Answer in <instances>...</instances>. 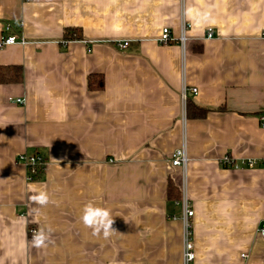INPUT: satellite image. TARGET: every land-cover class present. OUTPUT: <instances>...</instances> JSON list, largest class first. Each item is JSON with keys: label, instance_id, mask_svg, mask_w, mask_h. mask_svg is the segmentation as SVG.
<instances>
[{"label": "crops", "instance_id": "1", "mask_svg": "<svg viewBox=\"0 0 264 264\" xmlns=\"http://www.w3.org/2000/svg\"><path fill=\"white\" fill-rule=\"evenodd\" d=\"M187 8L215 23L194 27ZM183 24L185 50L159 43ZM4 36L18 42L0 67L22 80L0 83V264H184V196L192 264H264V0H0ZM184 88L204 117L187 116ZM183 146L186 170L170 163ZM33 153L47 165L29 182L18 158ZM90 201L111 210L108 239L80 219Z\"/></svg>", "mask_w": 264, "mask_h": 264}, {"label": "built area", "instance_id": "2", "mask_svg": "<svg viewBox=\"0 0 264 264\" xmlns=\"http://www.w3.org/2000/svg\"><path fill=\"white\" fill-rule=\"evenodd\" d=\"M9 28L6 29L9 32ZM207 38L212 39L213 33L212 30H208ZM188 37H187V27L185 24L181 27V32L178 37H174L172 32L168 28H164L162 30L161 37L159 39V43L163 46H169L171 44H177L181 46L183 50H185L187 45ZM17 38L15 36H4L0 40V49L5 46H12L17 43ZM24 41H22L23 43ZM128 46V43L125 42L120 44L119 47L125 49ZM193 94H197L198 90L193 89L191 90ZM188 91L186 88L183 89V98L184 102L186 103V99L188 97ZM17 104H23V100L18 99L16 101H12ZM261 126L264 129V114L260 116ZM18 162L22 164L27 171V179L29 182L35 181L37 178L43 175L46 170V161L44 156L39 153L33 154H22L18 158ZM189 159L187 156L186 148L183 146L182 148L177 149L170 158V163L174 168H181L182 170H186L188 165ZM223 166L226 167H233L235 169L248 167L254 168L255 167V160H242V162H236L231 157H225L221 160ZM182 204L183 213L181 216V221L183 223V262L184 264H192L196 259L195 253V245L193 239V218L195 216V212L192 209L190 202L186 196L180 202ZM174 219H177L176 217ZM36 230L31 229L30 234L33 236V233ZM259 235L262 239H264V223L261 224L259 228ZM242 258H246L247 255L243 254Z\"/></svg>", "mask_w": 264, "mask_h": 264}, {"label": "clouds", "instance_id": "3", "mask_svg": "<svg viewBox=\"0 0 264 264\" xmlns=\"http://www.w3.org/2000/svg\"><path fill=\"white\" fill-rule=\"evenodd\" d=\"M185 15L192 21L193 26L203 27L207 24L215 23L211 13L208 11H199L194 8H187ZM32 201L39 205H47L49 196L45 191H40L38 195L31 197ZM86 228L92 229L93 236H103L108 239L116 230L113 228L114 219L111 216V210L105 207L96 206L93 202H88L83 208V214L80 217ZM52 228L51 226L40 228L32 236V244L36 248L46 247L50 242Z\"/></svg>", "mask_w": 264, "mask_h": 264}, {"label": "trees", "instance_id": "4", "mask_svg": "<svg viewBox=\"0 0 264 264\" xmlns=\"http://www.w3.org/2000/svg\"><path fill=\"white\" fill-rule=\"evenodd\" d=\"M66 38L69 40H82V34L81 32L77 30H71L67 31L66 33ZM7 70V72H5ZM10 76V79H9ZM22 80V73L19 68L16 67H9V68H3L0 67V83H5V82H19ZM103 80H101L99 83L96 85L92 86L89 84V88H94V90H99L103 87ZM187 116H191L192 110H195L197 113V117H204L206 115V110L205 109H199L195 104H193L190 101H187ZM44 174V173H43ZM43 176V175H42ZM40 176L39 178H41ZM37 178V179H39ZM36 179V180H37ZM177 193V192H176ZM180 194L177 193L175 196V199L179 200L180 199Z\"/></svg>", "mask_w": 264, "mask_h": 264}]
</instances>
